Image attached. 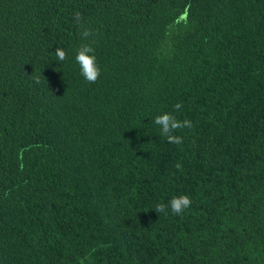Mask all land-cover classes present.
I'll return each instance as SVG.
<instances>
[{
	"label": "trees",
	"instance_id": "16d2710c",
	"mask_svg": "<svg viewBox=\"0 0 264 264\" xmlns=\"http://www.w3.org/2000/svg\"><path fill=\"white\" fill-rule=\"evenodd\" d=\"M0 264H264V0H0Z\"/></svg>",
	"mask_w": 264,
	"mask_h": 264
},
{
	"label": "clouds",
	"instance_id": "9594fccd",
	"mask_svg": "<svg viewBox=\"0 0 264 264\" xmlns=\"http://www.w3.org/2000/svg\"><path fill=\"white\" fill-rule=\"evenodd\" d=\"M73 20L75 21L81 40L83 41L75 50V62L79 65L80 73L88 83H95L101 75V68L97 64L95 56V49L93 44L95 43L96 32L84 22L82 14L77 11L73 14ZM55 57L58 62H64L68 58L66 50L62 47H57L55 50ZM34 82L39 85L41 78L34 73L30 76ZM182 103H176L173 108L175 112H179L182 109ZM154 123L159 126L160 134L166 138L169 143L180 145L183 143V138L176 135L178 129L191 128L192 121L190 119L179 120L172 113L164 112L155 117ZM177 169L181 167L178 163ZM192 200L190 196L181 194L173 196L167 204L159 203L155 207L156 213H165L167 215L169 209L173 215H183L185 210L190 208Z\"/></svg>",
	"mask_w": 264,
	"mask_h": 264
}]
</instances>
